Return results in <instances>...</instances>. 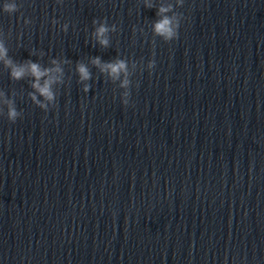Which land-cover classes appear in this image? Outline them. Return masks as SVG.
Here are the masks:
<instances>
[{"label":"clouds","instance_id":"9594fccd","mask_svg":"<svg viewBox=\"0 0 264 264\" xmlns=\"http://www.w3.org/2000/svg\"><path fill=\"white\" fill-rule=\"evenodd\" d=\"M178 2L182 5L184 3V0H178ZM148 8H151V4L145 5ZM172 10V5L168 6H161L157 10V15L161 18L157 20L154 25L153 29L157 36L162 37L166 42H170L176 38H178V29L180 27V20L183 19V15L181 14L179 18L176 16H168L166 13L170 12ZM4 11L9 14H13L18 11V5L13 3H6L4 5ZM95 22V21H94ZM109 31V29L101 25L96 30V38L101 46L108 47L109 41L106 38V33ZM0 61H3L6 66L11 68L10 76L13 80H20L22 79L26 74L30 73L31 76H33L34 82L32 83V88L35 89L34 93H30L31 100L42 110L48 111L49 107L48 104H55L56 102V94L52 90V84L56 82L55 79L49 78L46 79L43 85L40 84V79L42 77H45L49 75L52 71L60 72L61 69L59 67H56L54 69H44L42 70L40 65L37 63L29 62L26 66L25 65H15L13 62L7 57V49L4 47L2 43H0ZM56 62L53 61V64ZM92 63L95 66L100 67L101 72H107L113 80H117L120 78L121 73H127V64L124 60H116L114 62H107L104 64H101L100 58L95 57L92 60ZM155 67V60H149L148 62V68L151 71ZM77 70L80 75L81 80H87L90 79V72L86 65L83 63H79L77 65ZM129 81L128 79H124L121 82L122 88H128ZM83 91L85 93L90 91V87L88 85H85ZM36 93H39L40 96H42L44 99L43 101L39 100L37 98ZM129 98H130V91H125L123 93L122 103L127 106L129 104ZM7 104V119L14 123L18 118H21L23 113L22 111H18L15 106L14 100H6L5 102Z\"/></svg>","mask_w":264,"mask_h":264}]
</instances>
